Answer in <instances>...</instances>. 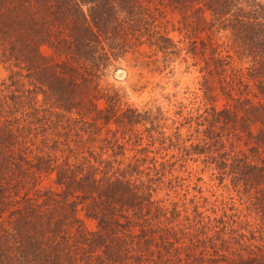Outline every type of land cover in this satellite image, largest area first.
<instances>
[{"label":"trees","instance_id":"trees-1","mask_svg":"<svg viewBox=\"0 0 264 264\" xmlns=\"http://www.w3.org/2000/svg\"><path fill=\"white\" fill-rule=\"evenodd\" d=\"M172 18L207 105L179 150L236 158L217 215L168 199L158 107L102 84L142 43L175 55ZM0 64V264H264V0H0Z\"/></svg>","mask_w":264,"mask_h":264},{"label":"rangeland","instance_id":"rangeland-1","mask_svg":"<svg viewBox=\"0 0 264 264\" xmlns=\"http://www.w3.org/2000/svg\"><path fill=\"white\" fill-rule=\"evenodd\" d=\"M165 29L174 42L177 50L175 55L171 54L170 59L165 62L160 61L159 52L146 42L142 43L134 52H128L123 58L112 60L104 72L102 84L108 88L113 87L120 95V100L126 102L128 106L137 109L147 108L151 111L158 107L160 112L154 118L156 126L153 134L159 137L155 130H164V136L179 133L178 140L172 141L178 148L168 147L170 144L168 140L149 144L152 148L149 155L153 156L155 161L168 159L167 164L171 170L170 181L167 182L170 186L167 192L168 199L177 206H183V198L187 205L193 202L202 204L200 209L203 214H212L211 209L214 207L217 215L221 213L223 207L229 206L232 200H237L235 191L228 189L227 186V176L230 173L228 167L236 165L234 164L236 158H231L230 162L227 160L226 166L219 168L220 157L213 161L211 154L194 151L181 153L179 150L178 144L186 146L196 141L189 135L192 126L185 120L199 112L203 114V109L207 105H204L202 91L198 87L200 72L199 64L195 63L200 56L187 55L184 49L187 47V39L183 38V30L179 28L175 19L172 18ZM4 72L0 64V75ZM101 101L99 100V104ZM221 101L219 97L216 103L219 104ZM109 126L113 127L112 122ZM136 127L140 129L141 125L136 124ZM139 136L144 142L150 139L144 132L137 134L136 137L134 135L133 138ZM128 145L126 143L124 146V156L132 153ZM236 151L238 155H244L241 147Z\"/></svg>","mask_w":264,"mask_h":264}]
</instances>
